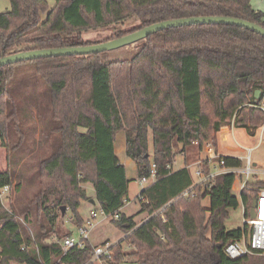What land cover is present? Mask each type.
<instances>
[{
    "label": "trees",
    "instance_id": "1",
    "mask_svg": "<svg viewBox=\"0 0 264 264\" xmlns=\"http://www.w3.org/2000/svg\"><path fill=\"white\" fill-rule=\"evenodd\" d=\"M9 1L10 9L0 12V56L91 44L83 41L82 32L122 24L132 16L137 25L116 30L105 41L154 22L197 15L234 16L264 27V13L251 0H54L51 7L47 0ZM107 54L39 57L0 66V147L7 149L9 161L0 171V186H13L8 205L0 200V264H97L90 258L98 244L88 239L83 248L64 252L60 243L71 235L62 227L67 210L75 226L85 221L79 211L81 201L90 199L84 184L97 191L106 183L115 190L98 166L97 119L107 124L111 142L124 132L125 154L134 161L138 178L152 164L157 177L140 191V211L148 215L143 222L122 210L110 220L124 237L111 246L105 264H120L125 256L135 257L133 264H264V253L231 258L224 251L247 232L246 226L226 227L229 210L241 201L247 214L254 187L264 180H249L240 200L232 190L233 173L190 188L191 170L173 168L174 141L187 165L200 144L233 117L237 128L255 134L263 120L253 104L264 96V37L235 25L191 24L150 34L130 59L108 60ZM100 60L106 67L107 123L93 87ZM23 65L33 67L44 89L33 91L26 79L30 69ZM19 96L44 123L38 137L33 135L38 147L29 150L36 157L31 162L22 155L10 160L8 154L21 145L25 132ZM36 127H29L33 134ZM226 163L240 161L227 156ZM186 189L189 194L183 196Z\"/></svg>",
    "mask_w": 264,
    "mask_h": 264
},
{
    "label": "rangeland",
    "instance_id": "2",
    "mask_svg": "<svg viewBox=\"0 0 264 264\" xmlns=\"http://www.w3.org/2000/svg\"><path fill=\"white\" fill-rule=\"evenodd\" d=\"M49 6H53L54 0H47ZM252 6L255 9H259L260 11L264 12V0H251ZM10 9V1L9 0H0V12H5ZM138 24V21L135 19V17H130L127 21H124L122 24H109L104 27H98L96 29H89L84 32H82L81 36L83 41L87 42H98V41H105L108 37L111 36L112 32H115L116 30H123V29H129L131 27H134ZM138 48V42L133 43L130 45H127L125 47L119 48V49H113L107 51L108 60H115V59H130L134 53L136 52V49ZM23 67H27V70L30 71L29 78L30 85L33 88V91H36L38 89H44L45 85L43 82L41 83L38 81L39 77L35 73V70L33 67H29V65H23ZM32 68V69H31ZM106 67H105V61L100 60L98 62V65L94 69V79H93V87H94V95L96 100L97 107L102 112V119L105 123H107V114H108V88L105 83L106 78ZM32 70V71H31ZM40 80V79H39ZM20 100L18 103L19 113L20 116V122L22 123L23 127L25 128L24 137L22 141H20V146L15 149L14 151H10L8 154L10 156V160L14 159L18 156H23V161L29 160L31 162V159L34 160L36 157L33 155V152L30 153L31 147L37 146L33 142V135L34 137H38L39 130L42 129V122L41 120L36 118L35 110L33 106H29V102H26L21 96L18 97ZM46 100V98H45ZM43 99V101H45ZM50 111H47L45 116L49 117ZM234 121V128L229 131V129L232 127L231 122ZM31 125H37V129L35 133L33 134V131L29 129ZM107 125V124H106ZM102 123V120L97 119L96 120V127H97V145L99 147L100 155H105L106 160L105 165H103V159L101 158L102 167L100 168L101 175L102 171L107 174H113L112 178L114 181L107 180L110 182V184L114 187L115 190L109 189V186L106 183H101L99 186V192L95 194L94 197V203H88L85 200H82L79 206L80 214L83 218H86L88 215V212L91 208H100L101 204H105L107 202V205L105 206L108 208L111 212L118 210L120 207L122 209V212L125 214H134V220L136 223L143 222L147 217V213L140 211V204L138 201L137 194L140 190V185L138 182V176L136 172V166L132 159H130L126 154L124 150V139L125 135L123 131H119L115 137L113 145V149L109 145L111 142L110 136H109V130L108 127ZM261 125V124H260ZM259 125V127H260ZM228 127V128H226ZM259 127L257 128L254 135H250L245 128H237L235 126V120L234 117L231 119L229 124H226L222 126L215 134L212 139H207L206 141L202 142L200 144L199 151H197V157L194 161L197 159H200L203 157V144L207 141H210L216 151L221 152L223 154H231V155H237L242 156L243 148L245 146H255L253 150V159L255 161H259L264 166V131H263V139L261 143H259V134L257 131L259 130ZM257 133V134H256ZM149 140H148V147L151 153L152 149V141H151V134H148ZM17 139V138H16ZM19 139V136H18ZM38 147V146H37ZM174 151L176 152V156L173 162V168H179L184 165L182 155L179 151V145L176 141L173 143ZM113 153V154H112ZM99 155V156H100ZM113 155L115 157H113ZM7 149L5 147H0V171H5L8 168L9 161L7 160ZM99 166V165H98ZM106 179V178H105ZM128 184V196L127 193L121 195V192H119L122 188H124ZM84 187L87 191L88 195L93 194L94 187L91 183L84 184ZM237 185L234 184V188L236 189ZM232 188V190H234ZM126 190V189H124ZM14 195V193H13ZM12 195V196H13ZM123 199H128L129 203L125 204L124 206H121V202ZM124 202V201H123ZM208 198H204L203 204L205 206H208ZM6 205H8V200L6 202ZM121 211V210H120ZM72 216L70 210H67L65 214L63 215V229H67L71 231V234L74 238L79 237V233L77 230V226L72 224L70 217ZM112 217H99L95 220L94 227L91 229L89 233V240L93 244H100L102 242L111 243L112 245H115L124 237V233L119 230L110 220ZM225 225L228 228H240L243 226V208L241 204L235 209L229 210V215L225 221ZM123 246L126 249H129L130 244L128 242H123ZM135 260V257L131 256H125L120 262V264H133Z\"/></svg>",
    "mask_w": 264,
    "mask_h": 264
},
{
    "label": "built area",
    "instance_id": "3",
    "mask_svg": "<svg viewBox=\"0 0 264 264\" xmlns=\"http://www.w3.org/2000/svg\"><path fill=\"white\" fill-rule=\"evenodd\" d=\"M263 113V120L259 127L257 133L259 134V143H261L263 139V131H264V96L257 104H253ZM234 121L231 122V131L234 128ZM228 128V127H226ZM256 133V134H257ZM255 146H245L243 148L244 155L237 156L231 154H223L221 152H217L214 145L207 141L203 144V152L204 155L200 159H197L195 162L190 164H184L182 167H188L191 170L192 176L194 178V183L190 187L192 188L196 184L206 185L211 182V180L215 176H219L225 173H233L234 181L232 188H234V184L237 185L236 189L234 188L235 194L241 200V192L243 189L247 187L248 181L251 179L254 180H264V166L261 162L255 161L253 159V150ZM230 156L236 158L240 161L239 165H228L226 163V157ZM204 163L206 165V169L204 170ZM156 168L155 164L151 165V169L147 175H143L138 178V182L140 185L139 193L137 194L138 199L144 200V197L140 194V191L145 189L150 183L156 180ZM13 186L10 184L0 186V200L3 204L6 205L7 200L9 201L10 191ZM255 195L251 201L250 207H252L253 203V215L249 214V209L246 214V209L244 204L240 201V204L243 208V227H247V232L243 233L240 239L229 242L225 247V253L231 257H240L246 254H255V253H264V184L257 185L254 187ZM190 189L184 190L181 194L186 196L189 194ZM193 192L192 194H194ZM123 205L129 203L128 199L123 200ZM121 207L111 212L105 206H101L100 208H91L88 212L87 218L85 221L77 226V230L79 233L78 238H74L73 235L65 236L61 239V247L65 252L70 248L78 247L83 248L85 246V241L89 239V233L91 229L94 227L95 220L99 217L107 218L112 217L113 219L119 218ZM163 208L158 210L161 218L164 216L162 214ZM111 243L99 244L93 247L91 251L90 260L97 264H105V258L110 257L111 255Z\"/></svg>",
    "mask_w": 264,
    "mask_h": 264
},
{
    "label": "water",
    "instance_id": "4",
    "mask_svg": "<svg viewBox=\"0 0 264 264\" xmlns=\"http://www.w3.org/2000/svg\"><path fill=\"white\" fill-rule=\"evenodd\" d=\"M191 24H228L243 27L254 31L264 37V27L248 19L228 16V15H197L181 18H170L143 26L137 30L131 31L119 37L111 38L106 41L91 43L86 45L60 46L49 48H37L32 50H23L2 54L0 56V66L15 63L22 60H29L39 57L60 56V55H86L119 49L127 45L140 42L147 36L159 30L185 26ZM259 90L255 91V98L259 97ZM93 201V200H92ZM253 207V203H252ZM250 207L249 214L253 215V208Z\"/></svg>",
    "mask_w": 264,
    "mask_h": 264
},
{
    "label": "crops",
    "instance_id": "5",
    "mask_svg": "<svg viewBox=\"0 0 264 264\" xmlns=\"http://www.w3.org/2000/svg\"><path fill=\"white\" fill-rule=\"evenodd\" d=\"M251 3H252V1H251ZM259 10V9H258ZM264 13V12H263ZM110 144V146H111V148L113 149V145H115L114 143H112V142H109ZM124 150H125V139H124ZM113 154V153H112ZM100 152H99V147H98V145H97V158H98V165H99V168H101L102 167V162H101V158L103 159V165H105V163H106V160L108 159V158H106L105 157V155L104 154H102V156L100 155ZM101 157V158H100ZM113 157H115L114 155H113ZM103 168V167H102ZM102 176L104 177V178H106L107 180H111V181H114V179L112 178V176H113V174H109V173H107V174H105L103 171H102ZM124 189H126V193H127V190H128V184H126V186L124 187V188H122L119 192H121L122 190H124ZM99 192V189L96 191L95 190V188H94V190H93V194L92 195H89L90 196V199L87 201L88 203H94V198H96V197H94L95 196V194L96 193H98ZM97 195V194H96ZM126 196H128V193H127V195ZM97 199V198H96ZM93 200V201H92ZM98 200V199H97ZM107 203H109V202H107ZM107 203H106V205H107ZM105 204H101V206H106ZM122 210V209H121ZM88 216V215H87ZM87 216H86V218H87Z\"/></svg>",
    "mask_w": 264,
    "mask_h": 264
}]
</instances>
